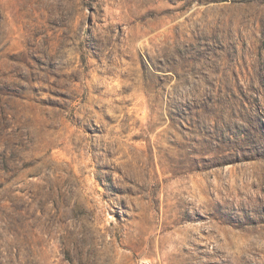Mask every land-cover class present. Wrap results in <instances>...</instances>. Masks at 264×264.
<instances>
[{
	"label": "rangeland",
	"instance_id": "1",
	"mask_svg": "<svg viewBox=\"0 0 264 264\" xmlns=\"http://www.w3.org/2000/svg\"><path fill=\"white\" fill-rule=\"evenodd\" d=\"M264 264V0H0V264Z\"/></svg>",
	"mask_w": 264,
	"mask_h": 264
},
{
	"label": "built area",
	"instance_id": "2",
	"mask_svg": "<svg viewBox=\"0 0 264 264\" xmlns=\"http://www.w3.org/2000/svg\"><path fill=\"white\" fill-rule=\"evenodd\" d=\"M140 264H150V263H148V262H141Z\"/></svg>",
	"mask_w": 264,
	"mask_h": 264
}]
</instances>
